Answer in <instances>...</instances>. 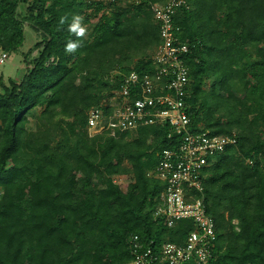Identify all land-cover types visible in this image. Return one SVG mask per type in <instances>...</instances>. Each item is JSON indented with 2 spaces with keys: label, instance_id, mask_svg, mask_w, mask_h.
Masks as SVG:
<instances>
[{
  "label": "trees",
  "instance_id": "trees-1",
  "mask_svg": "<svg viewBox=\"0 0 264 264\" xmlns=\"http://www.w3.org/2000/svg\"><path fill=\"white\" fill-rule=\"evenodd\" d=\"M168 1L0 0V56L23 46L25 23L41 35L21 78L0 74V264H127L135 236L158 250L193 228L154 220L166 185L150 174L175 146L165 127L118 138L90 137L87 127L88 112L126 76L155 70L161 39L150 4ZM187 2L174 24L190 47L193 129L238 137L205 170L217 232L206 264H264V0ZM76 15L98 20L69 54ZM121 175L131 176L127 191L114 182Z\"/></svg>",
  "mask_w": 264,
  "mask_h": 264
},
{
  "label": "built area",
  "instance_id": "built-area-1",
  "mask_svg": "<svg viewBox=\"0 0 264 264\" xmlns=\"http://www.w3.org/2000/svg\"><path fill=\"white\" fill-rule=\"evenodd\" d=\"M125 1L138 5L148 0ZM184 6L190 7L187 0L150 4L161 39L154 57L155 70L130 73L113 97L88 112L90 137L118 138L155 125L165 127L168 137L174 140V148L163 150L158 166L151 172L166 185L154 210V220L161 219L168 228L181 220H191L193 228L182 243L169 242L158 250L152 243L144 247L135 236L130 246L133 259L127 264H206L217 245L215 221L204 202L205 170L215 162L216 155L237 145L238 137L236 132L216 135L193 129L187 107L190 79L186 56L190 47L188 41H181L177 34L180 28L174 24L178 10ZM8 59L9 55L2 53L0 64Z\"/></svg>",
  "mask_w": 264,
  "mask_h": 264
},
{
  "label": "rangeland",
  "instance_id": "rangeland-1",
  "mask_svg": "<svg viewBox=\"0 0 264 264\" xmlns=\"http://www.w3.org/2000/svg\"><path fill=\"white\" fill-rule=\"evenodd\" d=\"M103 1L107 2L109 0H103ZM25 7L26 6H23V5L20 6V8H19L20 14L25 11ZM88 12H91V11L88 10ZM99 15H101V14H99ZM97 20H98V18L93 19L91 25L90 24H87V25L84 24V25L89 30L91 27L93 28V26L97 22ZM25 34H26L25 42H24L23 46L19 49V51L16 53H12L9 56V59L7 60L6 63L0 64V74H2L4 76L5 81H7L9 78H15V79L21 78L25 74V72L28 68V63L26 62V60L29 59L26 57V55L28 54L29 50L32 49L38 41L41 40V35L39 34V32L36 31L28 23H25ZM37 54H38V52L35 51L33 53V57L34 56L36 57ZM107 100H105V101H107ZM136 134H137L136 132L132 133V136H134ZM248 163H251V162L248 161ZM9 169L11 170V167ZM153 175H154V173L151 174V176H153ZM114 182L117 185H119L124 191H127L129 189L130 183L132 182V179H131V176L121 175V176H115Z\"/></svg>",
  "mask_w": 264,
  "mask_h": 264
},
{
  "label": "clouds",
  "instance_id": "clouds-1",
  "mask_svg": "<svg viewBox=\"0 0 264 264\" xmlns=\"http://www.w3.org/2000/svg\"><path fill=\"white\" fill-rule=\"evenodd\" d=\"M67 21V16L62 17L60 20V25H64ZM68 31L72 33L77 39L70 40L65 45V51L69 54H74L82 45L83 38L87 35V28L83 24V17L76 15L72 17V21L68 26Z\"/></svg>",
  "mask_w": 264,
  "mask_h": 264
}]
</instances>
